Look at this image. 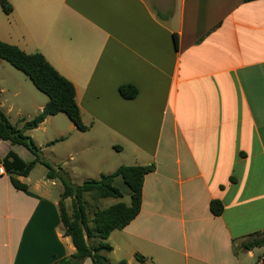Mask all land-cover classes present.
I'll return each mask as SVG.
<instances>
[{
  "label": "crops",
  "instance_id": "crops-1",
  "mask_svg": "<svg viewBox=\"0 0 264 264\" xmlns=\"http://www.w3.org/2000/svg\"><path fill=\"white\" fill-rule=\"evenodd\" d=\"M8 1L10 14L0 3V40L42 53L70 80L89 127L58 130L52 150L60 141L73 161L98 156L105 145L103 157L80 162L87 180L114 173L123 165L114 153L125 149L136 165L156 166L145 178L140 214L107 240L108 258L264 264V247H245L249 235L264 231V0ZM5 82L0 76L4 111ZM127 84L139 90L133 100L119 93ZM10 151L34 159L25 147L0 140V162ZM59 165L53 161L80 185L77 166ZM33 170L17 177L27 191L8 174L0 177V264H54L76 252L60 218L59 180L45 173L33 181ZM119 183L121 198L85 193L89 217L131 204V189L121 176ZM215 199L224 205L221 216L211 212Z\"/></svg>",
  "mask_w": 264,
  "mask_h": 264
},
{
  "label": "trees",
  "instance_id": "trees-1",
  "mask_svg": "<svg viewBox=\"0 0 264 264\" xmlns=\"http://www.w3.org/2000/svg\"><path fill=\"white\" fill-rule=\"evenodd\" d=\"M246 2L256 0H245ZM1 7L6 14L13 10L8 0H1ZM6 61L17 70L26 74L38 90L48 97L43 111L30 121L24 120L22 128L11 124L9 117L0 105V140L8 141L12 145H21L27 148L34 156L30 162L23 160L14 151H10L2 159L12 185L22 191H27L28 185L17 177H28L37 164L41 163L48 169L49 179H58L62 182L64 191L59 201V212L64 227V234L70 237L76 252L68 257L56 261L54 264H83L91 259L93 264H127L125 260L111 261L107 254L112 252V246L107 242L110 235L116 230H123L141 212L143 203V187L146 176L156 168L150 165H122L114 173L102 174L99 179L86 180L80 185L72 182L70 175L61 168L44 161L41 148L26 134L27 131L37 129L48 116L64 113L81 132L89 127L82 120L81 109L76 101L74 84L54 68L47 58L40 52L26 53L19 47L7 44L0 40V62ZM122 98L135 99L139 90L134 85H122L119 88ZM117 176H121L131 189V204L118 203L105 210H98L94 217H89L84 200L85 193H90L94 200L102 198H121L122 192L114 185ZM234 180V179H233ZM70 199V206L66 201ZM211 212L221 216L224 205L220 200H212ZM248 250L264 247V231L248 236L245 242ZM139 261L144 257L137 255Z\"/></svg>",
  "mask_w": 264,
  "mask_h": 264
},
{
  "label": "rangeland",
  "instance_id": "rangeland-1",
  "mask_svg": "<svg viewBox=\"0 0 264 264\" xmlns=\"http://www.w3.org/2000/svg\"><path fill=\"white\" fill-rule=\"evenodd\" d=\"M0 76L6 79V82L1 85L6 88V93L2 95L1 99L5 102V111L9 112L8 114H6L9 117L12 125L18 128H22L25 123L24 120L30 121L41 113L37 109V106L43 103H47L49 99L46 94L36 88V86L26 74L17 70L6 61L2 66H0ZM15 91H19L21 93L19 97H14ZM71 124L72 122L70 121L68 116L64 113H60L48 122L40 124L37 129L27 131L26 134L34 140L37 146L41 148V156L44 161L48 162L51 165H53V161H59V166L64 169L69 168L70 166H77L80 171V173L78 174L79 180H77V182H81L79 184H82L87 179L83 174V172L86 171V168L84 169L82 165L80 166V162L86 160L89 161L91 159L97 160L99 159L98 157H103V152H106L108 149L105 145H102V147L96 149L98 156H91V154H88L84 155L83 159H80V157L77 156L73 161L65 158V155L68 153V147L60 141L56 143V147L54 148V150H52V145L50 144L55 142L56 140H60L61 138L58 130L62 132H69L68 129ZM88 135L89 137L90 135L91 137L94 135L97 136V133L91 132V134ZM29 153L31 152L29 151ZM114 155V162L117 161L119 164L136 165L138 164L137 162H139L137 161L138 159L132 154V152L127 149L119 154L114 153ZM65 162H67V164ZM45 173H48V169L43 164L39 163L33 170L31 178L33 181H35ZM87 173H91L89 169ZM117 187L122 192H124V188L121 187L120 183ZM54 189L56 192V196L60 198L61 194L64 191L63 184L60 180L58 181V186H56ZM107 201L109 200H105L104 202L107 203ZM125 201L130 202V197H127V195H125ZM66 204L67 206H70V199L66 201Z\"/></svg>",
  "mask_w": 264,
  "mask_h": 264
},
{
  "label": "built area",
  "instance_id": "built-area-1",
  "mask_svg": "<svg viewBox=\"0 0 264 264\" xmlns=\"http://www.w3.org/2000/svg\"><path fill=\"white\" fill-rule=\"evenodd\" d=\"M7 175V171L3 162H0V177Z\"/></svg>",
  "mask_w": 264,
  "mask_h": 264
}]
</instances>
